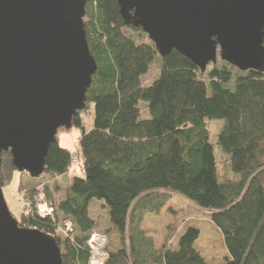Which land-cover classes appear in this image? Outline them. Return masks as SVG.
<instances>
[{
    "label": "trees",
    "instance_id": "1",
    "mask_svg": "<svg viewBox=\"0 0 264 264\" xmlns=\"http://www.w3.org/2000/svg\"><path fill=\"white\" fill-rule=\"evenodd\" d=\"M112 3L87 0L84 22L97 71L86 108L72 120L81 133L78 148L57 140L43 175L28 181L53 182L75 161L82 163L83 177L65 189L46 184L53 215L32 211L17 220L19 226L53 235L63 264H90L88 241L98 228L90 210L97 203L120 240L119 248L108 249L105 264H207L197 248L198 227L186 228L175 247L160 250L142 227L177 194L211 214L227 252L223 264H264V71L243 72L218 55L203 72L175 50L163 58L134 26L108 38L105 11ZM92 108L93 127L87 129L83 112ZM211 120L224 122L217 144L231 173L225 179L218 173ZM17 171L10 151L2 152V189ZM36 187L25 189L31 199Z\"/></svg>",
    "mask_w": 264,
    "mask_h": 264
},
{
    "label": "water",
    "instance_id": "2",
    "mask_svg": "<svg viewBox=\"0 0 264 264\" xmlns=\"http://www.w3.org/2000/svg\"><path fill=\"white\" fill-rule=\"evenodd\" d=\"M167 57L177 51L203 72L218 55L245 72L264 71V0H117ZM87 0H0V155L43 175L60 129L87 106L97 71ZM0 264H63L53 235L19 226L0 186Z\"/></svg>",
    "mask_w": 264,
    "mask_h": 264
},
{
    "label": "rangeland",
    "instance_id": "3",
    "mask_svg": "<svg viewBox=\"0 0 264 264\" xmlns=\"http://www.w3.org/2000/svg\"><path fill=\"white\" fill-rule=\"evenodd\" d=\"M112 7L106 12V37L118 35L122 28L135 29L133 26H128L124 23L119 12L117 0H112ZM157 67L155 66L151 73L145 79L146 83H150L151 78L156 74ZM85 120V127L91 129L93 127L94 113L93 108L89 111L83 112ZM210 131L211 143L215 147V154L218 161V173L222 179L231 177V173L227 163V156L222 152L217 144L218 134L222 129L224 122L211 120L207 123ZM80 130L76 127L62 128L59 130L57 140L60 146L67 148L71 151H76L78 148ZM30 177L27 173H20L17 171L12 177V181L4 186V195L11 211L16 220H22L27 213L34 211L33 205L29 206V202L35 203L36 198H40L44 202H49V198L43 191L46 184L60 183L65 189L69 182L73 181L75 177H83L82 163L75 161L67 176L53 180L50 177L31 183L28 181ZM28 182V183H27ZM36 185L33 195L34 199L27 196L25 189L30 190L31 187ZM49 199V200H48ZM50 203V202H49ZM35 212V211H34ZM97 216L98 228L97 231L107 234L108 236V249L120 247V240L118 234L109 228L108 219L101 209L94 207L92 215ZM210 213L200 209L195 204L184 199L182 196L173 194L172 200L169 201L163 208L159 215H148L144 220V229L147 235H151L155 240V245L160 250L163 246L175 247L178 239L190 226L198 227L201 230V238L197 243V248L202 256L207 261V264H223L224 258L227 256L226 248L219 230L213 225ZM69 224V223H67ZM110 231V233H109ZM59 234L66 236L67 232L59 228Z\"/></svg>",
    "mask_w": 264,
    "mask_h": 264
},
{
    "label": "built area",
    "instance_id": "4",
    "mask_svg": "<svg viewBox=\"0 0 264 264\" xmlns=\"http://www.w3.org/2000/svg\"><path fill=\"white\" fill-rule=\"evenodd\" d=\"M40 198H36L35 203L29 202V206L33 205L34 211L42 218L52 216L54 208L48 201L44 202ZM67 225L69 228L70 224ZM88 246L91 251L90 264H105L106 260L109 258L107 235L95 231L90 236Z\"/></svg>",
    "mask_w": 264,
    "mask_h": 264
},
{
    "label": "crops",
    "instance_id": "5",
    "mask_svg": "<svg viewBox=\"0 0 264 264\" xmlns=\"http://www.w3.org/2000/svg\"><path fill=\"white\" fill-rule=\"evenodd\" d=\"M96 208H98V209H100V207H99V205L96 203ZM92 209H94V208H91V212H92ZM101 212L102 213H104L102 210H101ZM91 215H92V213H91ZM99 214L96 212V218L92 215L91 217L96 221V224H97V227H98V222H99V220L97 219V216H98ZM108 224H109V222H108ZM142 227H143V229H144V225H142ZM109 228H111L110 227V225H109ZM145 230V229H144ZM146 232V231H145ZM148 237H150V238H152V236L151 235H147ZM153 241H154V245H155V240L153 239ZM155 249L156 250H158V247L155 245Z\"/></svg>",
    "mask_w": 264,
    "mask_h": 264
},
{
    "label": "bare ground",
    "instance_id": "6",
    "mask_svg": "<svg viewBox=\"0 0 264 264\" xmlns=\"http://www.w3.org/2000/svg\"><path fill=\"white\" fill-rule=\"evenodd\" d=\"M57 138V137H56ZM57 142V141H56Z\"/></svg>",
    "mask_w": 264,
    "mask_h": 264
}]
</instances>
